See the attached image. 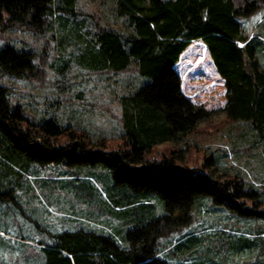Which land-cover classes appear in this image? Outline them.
Here are the masks:
<instances>
[{"label": "trees", "instance_id": "16d2710c", "mask_svg": "<svg viewBox=\"0 0 264 264\" xmlns=\"http://www.w3.org/2000/svg\"><path fill=\"white\" fill-rule=\"evenodd\" d=\"M74 1L0 0V23L41 30L47 15L73 12ZM262 1L113 0L115 13L123 16L127 29L121 33L96 22L86 46L87 62L111 71L132 62L138 74L149 78L119 95L116 139L93 137L53 118L30 120L19 104L9 103L0 84L3 172L14 173L15 166L25 168L33 162L60 163L87 173L99 164L111 179L107 178L106 191L120 207L113 214L132 221L124 230L123 222L119 223L115 235L85 228L48 232L47 241L41 237L36 242L43 264H167L156 252L157 239L187 225L192 204L200 196L264 222V197L243 187L235 175L216 179L208 169L213 163L210 154L199 167L179 168L170 151L152 152L156 144L190 132L216 109L227 120L247 122L264 139V68L237 18L259 10ZM202 46L207 59L183 55L198 54ZM31 59L30 50L7 42L0 45L4 73L30 76ZM111 183L124 184L140 194L139 200L119 206L117 196L109 194H114ZM11 191L10 186L5 193L0 191V199L11 198ZM151 193L161 198L163 208L154 216L155 203L144 200ZM233 198L237 203L231 202Z\"/></svg>", "mask_w": 264, "mask_h": 264}, {"label": "rangeland", "instance_id": "374dc122", "mask_svg": "<svg viewBox=\"0 0 264 264\" xmlns=\"http://www.w3.org/2000/svg\"><path fill=\"white\" fill-rule=\"evenodd\" d=\"M261 4L251 15L237 18L264 68V0ZM96 22L121 33L127 29L123 16L115 13L113 0H75L73 12L47 15L41 30L0 23V45L7 42L30 50L34 67L28 77L0 71L9 103L19 104L30 120L53 118L93 137L116 139L119 95L149 78L138 74L132 62L116 71L88 64L86 46ZM183 55L208 58L203 46L198 54ZM153 148L152 152L170 151L179 168L199 167L210 154L213 163L208 169L216 179L235 175L243 187L264 197V139L247 122L225 119L219 109L197 121L190 132ZM14 168L17 173L3 172L0 167V191L12 188L11 198L0 199V264H43L36 242L41 237L47 241L48 232L85 228L115 235L119 223L123 222L122 230L131 226L132 221L113 214L120 207L106 191L111 179L99 164L90 166L87 173L60 163L31 162L25 168ZM109 190L119 206L140 198L124 184L111 183ZM144 200L155 203L152 216L163 212L155 193ZM231 202L237 203L234 198ZM190 211L187 225L157 239L156 252L167 264H264L261 219L239 215L204 196L194 200Z\"/></svg>", "mask_w": 264, "mask_h": 264}]
</instances>
